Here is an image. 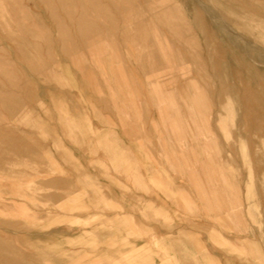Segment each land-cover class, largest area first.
<instances>
[{
    "label": "rangeland",
    "instance_id": "rangeland-1",
    "mask_svg": "<svg viewBox=\"0 0 264 264\" xmlns=\"http://www.w3.org/2000/svg\"><path fill=\"white\" fill-rule=\"evenodd\" d=\"M263 57L264 0H0V264H264Z\"/></svg>",
    "mask_w": 264,
    "mask_h": 264
},
{
    "label": "bare ground",
    "instance_id": "bare-ground-1",
    "mask_svg": "<svg viewBox=\"0 0 264 264\" xmlns=\"http://www.w3.org/2000/svg\"><path fill=\"white\" fill-rule=\"evenodd\" d=\"M202 3V2H201ZM224 3V2H223ZM202 6V5H201ZM157 10V9H156ZM206 12H207V15H208V18L209 19H211L212 21L213 20H216L217 21V17H216V15L213 13V12H211V11H209V10H206ZM143 19V18H142ZM195 20H196V18H195ZM220 20V19H219ZM146 21V20H145ZM161 21V20H160ZM184 21V20H183ZM221 21V20H220ZM144 22V21H143ZM222 22V21H221ZM221 22H219L218 21V23H217V25L215 26L216 27V29L218 30V32L220 31L221 32V35H219L218 37V42H217V45H216V47L217 48H221V49H225V50H229V49H232V48H234V47H237V48H239V49H241L242 47H241V45L239 44V42L240 41H237V40H239V39H237L236 40V37H235V35H234V33H232L231 32V30L230 29H228V28H226V27H224L223 26V24L221 23ZM150 23V22H149ZM162 23V22H161ZM197 23V22H196ZM195 23V24H196ZM224 23V22H223ZM198 24V23H197ZM215 24V23H214ZM163 25V24H162ZM198 26V25H197ZM200 27V26H199ZM198 27V28H199ZM199 30V29H198ZM157 31V30H156ZM144 32V31H143ZM219 32V33H220ZM158 33V32H157ZM184 33V32H183ZM190 33V32H189ZM251 33H253V32H251ZM182 34V33H181ZM192 35V34H191ZM192 38V37H191ZM152 42V41H151ZM164 42V41H163ZM194 42H196V41H194ZM243 42H244V40H243ZM253 43V42H252ZM247 47V45L245 44L244 45V47ZM209 48H211V47H209ZM250 48V47H249ZM253 48V47H252ZM252 48H251V50H252ZM244 49V48H243ZM242 49V50H243ZM241 50V51H242ZM244 50H246V49H244ZM243 50V51H244ZM249 50V49H248ZM254 50V49H253ZM247 52V51H246ZM250 52V51H249ZM252 52V51H251ZM146 53V52H145ZM245 53V52H244ZM228 55V54H227ZM248 55V54H247ZM256 55V54H255ZM262 56V55H261ZM172 57V56H171ZM228 57V56H227ZM256 57H258V56H256ZM264 58V57H263ZM181 59V58H180ZM240 61H243L244 62V58L242 57V56H240L239 58H238ZM218 61H220L219 60V58L217 59ZM258 60V59H257ZM218 61H216V62H218ZM250 61V64H251V61L252 60H249ZM260 61V60H259ZM221 64H222V66H224L223 68H224V76H225V78L227 79V80H230V79H232L231 78V75H230V72H231V69L233 68L232 66H234L233 65V62L231 61V60H221V62H220ZM245 63V62H244ZM256 63V62H255ZM253 64V63H252ZM247 66V65H246ZM263 66V65H262ZM248 67V66H247ZM226 69V70H225ZM247 70V69H246ZM248 70L250 71L251 70V68H249L248 67ZM227 73V74H226ZM252 75H253V77H255V78H259V77H262V75L261 74H258V73H252ZM217 76V75H216ZM223 76V77H224ZM218 77V76H217ZM191 81V80H190ZM196 82V81H195ZM195 82H193L194 84H195ZM193 87H195V85L193 86ZM196 89H198V86L196 85ZM200 89V88H199ZM187 92V91H186ZM197 93H200V92H198L197 91ZM200 96V95H199ZM160 97V96H159ZM203 99V98H202ZM227 99H229L228 97H227ZM226 99V100H227ZM231 99V98H230ZM192 101H193V99H192ZM228 101V100H227ZM202 102V101H201ZM203 103V102H202ZM205 103V102H204ZM224 104V103H223ZM223 104H222V106H223ZM226 105V104H225ZM228 106V105H227ZM203 107H204V105H203ZM242 107H243V105H242ZM205 108V107H204ZM259 108H260V106H259ZM223 109V108H222ZM228 110V109H227ZM226 110V111H227ZM229 111V110H228ZM227 111V112H228ZM224 112H225V108H224ZM252 112V111H251ZM221 114V113H220ZM223 115H225V114H223ZM219 116V115H218ZM205 118V117H204ZM219 118V117H218ZM223 118H224V116H223ZM222 121H223V119H222ZM175 122H176V120H175ZM242 122V121H241ZM260 122H261V120H260V118H255L254 119V123H256L257 125H259L260 124ZM222 123H224V122H222ZM175 124H177V122L175 123ZM229 124H230V121H229ZM242 124H244V123H242ZM178 125V124H177ZM225 125V124H224ZM231 126V125H230ZM243 126V125H242ZM255 131H257V130H255ZM259 131V130H258ZM257 131V132H258ZM192 132V131H191ZM190 132V133H191ZM261 132H262V129H261ZM195 133V132H194ZM197 133H199V132H197ZM196 133V134H197ZM193 135V134H192ZM201 135H202V133H201ZM194 136V135H193ZM196 136V135H195ZM196 137H198V136H196ZM192 138H194V137H192ZM254 139V138H253ZM256 139V138H255ZM263 139V138H262ZM241 142V141H240ZM244 142H246V141H244ZM247 143V142H246ZM263 143H264V140H263ZM204 145H206V144H204ZM209 145V144H208ZM211 146V145H210ZM238 148H239V146H238ZM206 149H207V146H206ZM208 150V149H207ZM207 150H206V152H207ZM261 150V149H260ZM264 151V150H263ZM264 153V152H263ZM250 156V155H249ZM261 156V155H260ZM250 158V157H249ZM212 161V160H211ZM255 161V160H254ZM213 164V163H212ZM259 170V169H258ZM262 170V169H261ZM261 170H259V171H261ZM263 171V170H262ZM253 172V171H252ZM222 173V172H221ZM253 174V173H252ZM259 174V173H258ZM223 178V177H222ZM263 178H264V176H263ZM259 181H260V179H258ZM263 180V179H262ZM248 186V185H247ZM260 187H261V185H260ZM231 188V187H230ZM233 188V187H232ZM240 188V187H239ZM230 191H231V189H230ZM232 191H233V189H232ZM239 191V190H238ZM233 192H235V191H233ZM262 192V191H261ZM263 193V192H262ZM234 194V193H233ZM264 194V193H263ZM236 196V195H235ZM236 200V199H235ZM241 200V199H240ZM238 201H239V198H238ZM240 202V201H239ZM239 202H238V204H239ZM234 209H236V208H234ZM238 218H239V216H238ZM241 219H242V217H241ZM244 220V219H243ZM199 249V248H198ZM67 259V258H66Z\"/></svg>",
    "mask_w": 264,
    "mask_h": 264
}]
</instances>
